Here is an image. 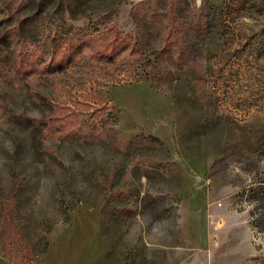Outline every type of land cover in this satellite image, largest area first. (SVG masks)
<instances>
[{
	"label": "rangeland",
	"instance_id": "374dc122",
	"mask_svg": "<svg viewBox=\"0 0 264 264\" xmlns=\"http://www.w3.org/2000/svg\"><path fill=\"white\" fill-rule=\"evenodd\" d=\"M110 26L143 53L44 68ZM257 175L264 0H0V264H264Z\"/></svg>",
	"mask_w": 264,
	"mask_h": 264
},
{
	"label": "trees",
	"instance_id": "16d2710c",
	"mask_svg": "<svg viewBox=\"0 0 264 264\" xmlns=\"http://www.w3.org/2000/svg\"><path fill=\"white\" fill-rule=\"evenodd\" d=\"M105 31L107 32V36L111 35V38L109 40L107 39L108 41L101 42L103 38L98 40L94 36H91L87 39L78 37L69 43V47L67 48V50H69V54H64L58 58H51L49 60L50 64L45 65L44 68H46L48 71H51L50 68H52V70L57 69L59 71H65L69 66L80 64L82 62L87 64V66L91 67L92 69L95 67L96 71L100 72L99 70H101L103 67H110V65L113 66L116 62L117 56L120 57V54L128 48H130L129 51L131 53H143L139 43L136 41V38L133 35L123 33L114 26L108 27ZM85 48L88 50L91 49V51L85 59H81L80 55L85 52ZM132 62L133 63L128 66L134 73L132 78L136 79L141 74L138 71V67H145L148 63L145 65L142 64L141 59H137ZM87 82L89 81L85 80L84 84ZM90 86L91 90L94 91V85L92 82ZM85 90L86 89H84V91ZM51 120H54V117H27V121L33 124H43ZM27 253H29V250Z\"/></svg>",
	"mask_w": 264,
	"mask_h": 264
},
{
	"label": "built area",
	"instance_id": "2783aa9c",
	"mask_svg": "<svg viewBox=\"0 0 264 264\" xmlns=\"http://www.w3.org/2000/svg\"><path fill=\"white\" fill-rule=\"evenodd\" d=\"M256 177L257 178L249 181L250 185L247 191L249 194L254 193V195H256L255 198L251 199V197H249V200L240 201L243 203L242 206L244 207V209L249 213H251L252 203H259L260 196L264 193V175H260V176L257 175ZM253 215H257V212H254Z\"/></svg>",
	"mask_w": 264,
	"mask_h": 264
},
{
	"label": "crops",
	"instance_id": "0c3cea01",
	"mask_svg": "<svg viewBox=\"0 0 264 264\" xmlns=\"http://www.w3.org/2000/svg\"><path fill=\"white\" fill-rule=\"evenodd\" d=\"M183 234H186L185 232H183ZM222 239H224V241L226 240V236L225 238L223 237ZM180 248H182V245L180 246ZM196 250L198 249L199 251L203 252V246L202 245H195ZM182 260H180L179 262H181ZM210 261L211 264H218L219 260H218V255H216V252L212 251L210 253ZM228 261V260H227ZM210 264V263H209Z\"/></svg>",
	"mask_w": 264,
	"mask_h": 264
}]
</instances>
